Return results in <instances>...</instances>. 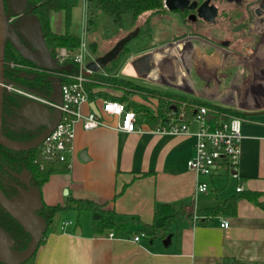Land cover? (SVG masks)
<instances>
[{"label":"crops","instance_id":"crops-1","mask_svg":"<svg viewBox=\"0 0 264 264\" xmlns=\"http://www.w3.org/2000/svg\"><path fill=\"white\" fill-rule=\"evenodd\" d=\"M87 8L88 0H79L72 12L73 25H88V21L85 24ZM57 13L64 22V12L53 11L51 27L61 33L64 26L60 31L53 27ZM261 18L257 16L255 23L249 24L243 40L232 32L237 24L219 28L220 24L211 23L205 30L220 32V37L215 38L209 32L203 35L198 31L204 28L202 23L194 32L188 27L182 38L149 43L128 54L123 69L130 66L133 71L124 75L120 71L113 73L149 87L250 112L242 123L238 177L226 173L227 170L211 177L202 176L200 179L208 181L209 188L196 193L199 177L188 167V160L195 153L193 133L159 134L148 124H141L139 131L126 132L118 129L120 118L108 113L102 114L105 124L94 129L85 130L80 120L75 125L69 155L70 171L51 175L42 186V200L46 204L64 205L70 197L89 198L145 223L162 221L154 216L159 203L185 207L193 215L182 214L165 238L151 239L137 232L139 224L130 226L131 235L111 237L110 232L96 235L92 231V214L91 220L84 222L82 211L63 210L48 227L45 241L36 251L35 264H232L235 261L264 264V209L260 206L241 198L236 215L207 221L196 215L197 209L215 205L234 194L238 186L261 192L264 200V17ZM180 41H185L184 47H179ZM170 45L172 51L164 49ZM102 49L103 53L107 51L106 44ZM160 49L161 55L156 52ZM150 51H153V65L149 75L161 83L141 81L131 64L133 59ZM223 71L226 74L220 78ZM163 83L191 86L194 93ZM156 107L151 108L156 110ZM90 109V103L81 105L83 113ZM197 128L196 122H190L191 132ZM224 220L228 221V227L221 225ZM65 221L72 224L64 225ZM135 235H140L138 241L133 239ZM168 236L169 242L164 243Z\"/></svg>","mask_w":264,"mask_h":264},{"label":"trees","instance_id":"trees-1","mask_svg":"<svg viewBox=\"0 0 264 264\" xmlns=\"http://www.w3.org/2000/svg\"><path fill=\"white\" fill-rule=\"evenodd\" d=\"M78 2L79 0H28L31 12L38 16L42 24L46 45L53 56L61 47H65L70 54H75L80 50L82 43L81 35L72 30V12ZM222 5V2H218L217 4L219 11L223 10L224 13L225 9L222 8ZM189 10L190 9L188 8L183 10L177 9L176 12L181 14L184 21L192 24L195 22L189 18ZM53 11L64 12V32L58 33L53 31L50 19L51 12ZM88 12V26H90V28L94 25L95 16L98 13H102L109 18V23H107L102 36L104 43L111 42V44H108L109 46H112L119 38L137 26L140 27L138 35L126 43L119 56L106 67L110 72L105 79L96 77L94 73L88 76L89 80L86 82V89L91 99L104 97L126 102L130 108L135 110L137 123L139 125L148 124L151 128L163 125L164 122L169 119L170 113L176 114L181 110H184L186 119L190 121L202 105L206 106L209 109V112L214 115V117L209 120L213 126L231 116L247 118L250 114V112L237 107L213 103L171 90H161L149 87L129 79L117 77L111 73L117 69L123 56L148 46L149 40L153 35L152 17L157 15H166L169 13V10L164 5V0H88ZM233 15L234 14L230 15V19L226 18L227 15L217 17L215 22L223 25L232 20L233 22L232 24L229 23L230 25L233 26L234 24H237V29H235L236 26L233 27L235 30H232V32L237 35L236 37L238 39L243 40L245 38L244 33L249 24L247 22L238 21L236 18L233 19ZM196 22L211 24V22L205 21L201 18H198ZM89 46L93 52H96L99 48V42L91 41ZM6 59L24 61L33 67V69L30 70L33 71L31 73H36L33 74V79L21 78L17 75L21 72L20 70H9L6 67L5 73L7 77L13 81L19 82V84L21 83L31 88L39 94H51V84L48 81L50 72L36 68L35 64L23 58L12 47H8ZM68 63H72L73 67L71 70L64 71L76 73L78 70V64L72 59H68ZM101 86L121 88L124 90V93L120 96L109 94L104 92L102 89L98 91L95 90L96 87ZM140 93L152 96L157 100L156 110H153L149 105L140 103L130 98V95ZM22 167H26L30 170L32 174L33 186L42 191V186L49 180L51 175L68 173L71 169V162L70 159H44L39 148H33L27 151H11L4 146L0 148V176L6 174L8 169L18 170ZM226 173L230 174V171H227ZM0 187L4 189L2 184H0ZM261 195V192L249 189L240 191L237 190L234 194L218 201L215 205L197 209L196 215L202 221H207L218 216L236 215L238 201L241 198H246L264 209V200H261ZM116 196H118V194ZM69 209H75L78 212L89 210L92 214V231L96 235H102L107 232H113L117 236L131 235L132 230H130V226L132 224H139L140 228L137 232L143 233L151 239H155L157 237L165 238L173 222L182 214H188L190 216L193 215V213L188 212L185 207L177 208V206L172 203H159L156 205L154 216L155 219L161 218L162 221L160 223H145L134 215H125L117 212L115 209L106 208L105 204L97 202L93 199L75 197H70L64 205H48L43 201V207L40 209L39 214L46 219L48 229L58 212ZM0 225L7 232H9L17 242L19 241L17 250L25 248L29 243L31 238L30 234L9 212H7L5 208L2 207L1 204ZM47 229L41 239L40 245L45 241ZM35 256L36 253L20 264H35ZM0 264L6 263L0 262ZM232 264L255 263L235 261Z\"/></svg>","mask_w":264,"mask_h":264},{"label":"water","instance_id":"water-1","mask_svg":"<svg viewBox=\"0 0 264 264\" xmlns=\"http://www.w3.org/2000/svg\"><path fill=\"white\" fill-rule=\"evenodd\" d=\"M8 4L11 11L6 14L5 0H0V146L3 145L4 147L15 151H24L36 148L42 144L57 126L62 116V111L58 108H52L50 105L41 101L27 98L22 102L21 106L15 110L18 115L24 119L22 126H43L41 134L34 139L20 141L9 138L3 133V98L5 93L3 83L5 80L9 81V79L5 77L7 39L10 40L14 50L23 58L35 64L39 69L50 72L48 81L51 84V94L40 95L56 104L61 105L63 102L62 79L53 72L55 70H71L73 64H59L49 51L45 42L42 24L38 16L31 12L28 0H22L21 3H19V0H8ZM164 5L169 11H176L177 9L183 10L185 8L196 9V13L191 14L189 17L193 21L201 18L213 23L216 21L219 14L218 6L211 3V0H204L200 4H198L197 0H165ZM254 10L255 15L260 17L264 12V3H262L261 6L255 7ZM12 17L14 18V21L9 26L8 22ZM139 31L140 27L137 26L119 38L114 45L103 54L98 55L95 59L86 63L85 67L89 70L88 73L92 74L101 69H105L119 56L126 43L138 35ZM22 38L25 41H23ZM152 57L153 51H150L133 59L131 64L138 77L150 79L153 83H161L160 81L152 79L149 75L153 65ZM17 75L21 78H34V75L27 71H21ZM12 82L14 81L12 80ZM163 84L181 91L194 93L191 86H181L172 83ZM17 85L24 87L31 92L37 93L23 84L18 83ZM212 99L215 98L212 97ZM224 103L234 105L227 101ZM90 106L98 115L101 114L94 101L90 103ZM213 116V114L209 113L207 119H211ZM30 122L35 123L31 124ZM84 154L85 152L81 154L82 158H84ZM0 204L30 234L31 238L26 247L17 250L13 248L14 238L0 225V262L6 264H20L36 253L48 226L46 219L38 213L43 207L41 190L28 184L27 188L19 187V192L16 195L9 197L0 187ZM169 240L170 236L164 240V243L167 241L169 242Z\"/></svg>","mask_w":264,"mask_h":264},{"label":"built area","instance_id":"built-area-1","mask_svg":"<svg viewBox=\"0 0 264 264\" xmlns=\"http://www.w3.org/2000/svg\"><path fill=\"white\" fill-rule=\"evenodd\" d=\"M260 17H264V12ZM54 58L61 65L67 64L68 59H72L78 64L76 73L64 70H55L53 72L62 79L63 102L61 105L48 100L38 93L31 92L15 84L6 75L5 77L9 79V81L5 80L3 83L4 90L7 92L21 95L25 99L31 98L41 101L50 105L52 108H58L62 111V116L57 126L39 146L44 159H69L76 123L81 120L85 130L97 128L105 124L102 118L103 113L118 116L120 118L118 129L122 131L133 132L141 130V124L139 125L137 123L135 110L130 108L126 102L104 97H101L98 102L89 97L86 89V82L89 80L88 76L91 74L88 73L89 70L85 67L86 63L84 62L81 50L75 54H70L65 47H61L54 55ZM5 65V69L7 67L9 70L28 72L33 69L28 63L17 59L7 60ZM36 68L38 67L36 66ZM92 101L96 103L101 113L100 115L92 110V108L87 113L82 112L81 105L83 103H91ZM209 113H211L209 109L202 105L199 107L193 119L189 121L186 119L184 110H181L176 114L170 113L169 119H167L163 125L151 128L153 132L159 134H194L196 137L194 147L195 153L188 160V167L199 177L196 183V193L205 192L209 188V182L200 179L202 176L211 177L217 175L222 170H227L230 171L234 177H238V166L241 157V140L243 137L242 123L246 118L231 116L213 126L209 121L210 119H207ZM192 121L198 124V128L194 132L190 131V122ZM242 189V186L237 187L238 191ZM71 224L72 221L64 222V225ZM221 225L223 227H228L229 223L227 220H224ZM109 235L111 237L116 236L113 232H110ZM140 235H135L133 239L138 241Z\"/></svg>","mask_w":264,"mask_h":264},{"label":"rangeland","instance_id":"rangeland-1","mask_svg":"<svg viewBox=\"0 0 264 264\" xmlns=\"http://www.w3.org/2000/svg\"><path fill=\"white\" fill-rule=\"evenodd\" d=\"M222 8L225 9V12L223 13V10L219 11V14L217 17H223L224 15L226 16V18L230 19V15H233V19L236 18L238 21H243V22H247L248 24L252 25L255 23L257 17L255 18V13L252 12V8L250 9H246L244 7V5H236L234 3H224L222 5ZM88 9V8H87ZM222 12V13H221ZM87 18L85 21V24L88 21V17H89V12L87 10ZM57 16H55V18H53V27L55 30L60 31L62 29V27L64 26V22L62 19L61 14H56ZM193 21V20H192ZM195 23L189 24L186 21H184V19L182 18V16L176 12V11H170L169 13H167L166 15H157L152 17V27H153V35L150 40L149 43H155V42H160L163 40H174V39H179L185 36L186 31L188 29V27H191V31L194 32L197 29H199V27H201L199 22L193 21ZM232 20H230L227 24L230 25L229 23L232 24ZM107 23H109V18H107L105 15H103L102 13H98L95 16V22L94 25L92 26V28H90V26H86V25H73L72 26V30L81 35V51L84 57V62L88 63L89 61L95 59L98 55L103 54V49H102V45L106 44V50H108V48L112 47L109 46L108 44H111V42H105L104 43V39L102 38L103 33H104V29L107 26ZM237 23V22H236ZM249 25V26H250ZM210 24L205 23L203 24L202 30H198L201 34L203 35H208V32L211 36V38H215V37H220L219 34L220 32L215 31L213 29H207V31L205 30V28L209 27ZM224 26V24H220L217 27L222 28ZM259 30H257V32H254L256 35L259 34L258 33ZM219 33V34H218ZM91 41H97L99 42V48L96 52H93L90 48H89V44ZM149 48V47H148ZM123 56L119 62V65L117 67L116 70H114L111 73H115L117 71H120V74L124 75V74H128L129 70L133 69L129 66V69L124 70L123 66H124V62H125V58L127 57ZM182 58V57H181ZM110 71L108 70V68L105 69H101L98 72H95L94 75L98 78L101 79H105L107 77V74ZM226 74L225 71H223V73H221L219 75L220 78H222V75ZM139 78V77H138ZM141 81H145L148 80L146 78H139ZM149 81V80H148ZM15 83H19L14 81ZM147 82V81H145ZM21 84V83H20ZM162 86V85H161ZM102 89L104 92H107L109 94L112 95H123L124 90L121 88H109L107 86H101V87H96L95 90L98 91ZM130 98L133 100H136L140 103L146 104V105H150V107L153 108V106L157 105L156 99L152 96L146 95L144 93H140V94H132L130 95ZM140 99V100H139ZM219 103V102H217ZM221 105H226L223 103H219ZM228 106V105H226ZM156 109V108H155ZM170 115V114H169ZM87 213V214H86ZM66 214V212H65ZM69 214H66V216ZM81 219L85 222L90 221L91 220V212L90 211H82L81 214ZM88 215V216H87ZM72 217L73 214H72Z\"/></svg>","mask_w":264,"mask_h":264},{"label":"flooded vegetation","instance_id":"flooded-vegetation-1","mask_svg":"<svg viewBox=\"0 0 264 264\" xmlns=\"http://www.w3.org/2000/svg\"><path fill=\"white\" fill-rule=\"evenodd\" d=\"M21 1L22 0H19V3H21ZM191 1H193V0H191ZM197 1H198V4H200L204 0H197ZM218 2L219 3L222 2L223 4L224 3H234L236 5H241V6L244 5V7L247 10L252 8L253 12L255 13V10H254L255 7L261 6L262 3H264V0H211V3H214L216 5L218 4ZM5 7H6V14H8L9 11H11L9 9L8 0H5ZM193 13H196V9H190L189 10V13H188L189 17ZM256 17L257 16L255 15V18ZM196 20H194V21H196ZM13 21H14V18L10 19L8 22V25L10 26V24ZM22 40L25 41L23 38H22ZM8 47H12L9 39H7V42H6V52H7ZM6 61H7V59L5 58V62ZM31 72H33V71H28V73H30V74H36L35 72L34 73H31ZM24 100H25V98L21 95L11 93V92H7V91H5V93H4V98H3V133L5 135H7L9 138L17 139L20 141H26V140L34 139L35 137L39 136L41 134V132L43 131V126H39V125L32 126V127L22 126L24 119L18 115V113L16 112L15 109L20 107ZM30 123L34 124L35 122H30ZM2 146L3 145H1L0 148ZM39 146L36 148H39ZM9 150H11V149H9ZM28 150H30V149H28ZM11 151H15V150H11ZM24 151H27V150H24ZM0 184L3 185L4 189H2V190L6 193V195L11 197L13 195H16L19 192V187L27 188L28 184L33 186L32 174H31L30 170L26 167L19 168L18 170L8 169L6 174H3V176H0ZM39 212H40V210L38 211V213ZM18 242L14 239V243H13L14 249H17L18 244H19Z\"/></svg>","mask_w":264,"mask_h":264},{"label":"bare ground","instance_id":"bare-ground-1","mask_svg":"<svg viewBox=\"0 0 264 264\" xmlns=\"http://www.w3.org/2000/svg\"><path fill=\"white\" fill-rule=\"evenodd\" d=\"M178 45H179V47H184L185 46V41H180L179 43H178ZM164 49H168L169 50V52L170 51H172L173 50V47L170 45V46H167V47H165ZM163 50L162 49H160V50H157L156 52L157 53H159L160 55H161V52H162ZM173 53V52H172ZM162 54H163V52H162ZM249 54H253V51L252 50H249ZM160 55H159V57H160ZM213 59H217L216 58V55L214 56V58ZM176 66H179L178 64H176ZM183 75V74H182Z\"/></svg>","mask_w":264,"mask_h":264}]
</instances>
